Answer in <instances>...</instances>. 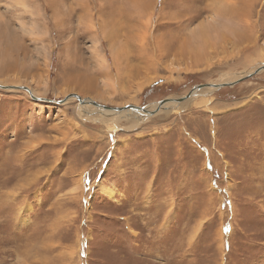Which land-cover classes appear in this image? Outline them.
Returning a JSON list of instances; mask_svg holds the SVG:
<instances>
[{
	"label": "rangeland",
	"instance_id": "rangeland-1",
	"mask_svg": "<svg viewBox=\"0 0 264 264\" xmlns=\"http://www.w3.org/2000/svg\"><path fill=\"white\" fill-rule=\"evenodd\" d=\"M0 63V264H264V0H0Z\"/></svg>",
	"mask_w": 264,
	"mask_h": 264
},
{
	"label": "bare ground",
	"instance_id": "bare-ground-1",
	"mask_svg": "<svg viewBox=\"0 0 264 264\" xmlns=\"http://www.w3.org/2000/svg\"><path fill=\"white\" fill-rule=\"evenodd\" d=\"M110 16V15H109ZM219 16V15H218ZM106 17V16H105ZM104 17V18H105ZM112 17V16H111ZM110 17V18H111ZM112 19V18H111ZM90 20V19H89ZM88 20V21H89ZM100 20V19H99ZM107 20V19H106ZM108 20L110 21V19L108 18ZM109 21H106L107 23L109 22ZM57 22V21H56ZM68 22V21H67ZM86 22V21H85ZM91 22V21H90ZM101 22V21H100ZM105 22V21H104ZM106 22L104 23V24H106ZM65 23V22H64ZM99 23V22H98ZM103 23V22H102ZM111 22H109V24H110ZM57 24V23H56ZM61 24H63V23H61V21H60V27L62 26ZM65 24H68V23H65ZM86 24V23H85ZM87 24H89V23H87ZM93 24V23H92ZM91 24V25H92ZM96 24V23H95ZM94 25V24H93ZM53 26V25H52ZM51 26V27H52ZM65 26V25H64ZM83 26H85V25H83ZM55 27V26H54ZM57 27H58V25H57ZM209 27V26H208ZM59 28V27H58ZM57 28V29H58ZM87 28V27H86ZM98 28V27H97ZM33 29V28H32ZM34 29H35V27H34ZM34 29H33V31H34ZM109 29V28H108ZM105 30H106V28H105ZM112 30V29H111ZM198 30V29H197ZM201 30V29H200ZM224 30H226L225 28H224ZM195 31V30H194ZM101 32V31H100ZM108 32H110V31H108ZM111 32H113V31H111ZM226 32V31H225ZM111 35H112V33H110ZM115 34V33H114ZM191 34V33H190ZM189 34V35H190ZM108 35V34H107ZM193 35V34H192ZM191 35V37H193ZM116 36V35H115ZM197 36V35H196ZM205 36V35H204ZM204 36H202V37H204ZM107 37H109V35L107 36ZM113 37V39H115V37L114 36H112ZM169 37V36H168ZM201 37V36H200ZM199 37V35H198V38H200ZM58 38V37H57ZM111 38V37H110ZM107 40H108V38H106ZM116 40V39H115ZM115 40H114V42H115ZM110 41V40H109ZM117 43L118 42H116V45H117ZM114 44V43H113ZM159 44V43H158ZM160 44H163V42H161ZM206 44V43H205ZM204 44V45H205ZM235 45V44H234ZM165 47V46H164ZM167 47H168V45H167ZM206 47L208 48V45H206ZM161 48V47H160ZM169 48V47H168ZM185 48V47H184ZM137 49H139V48H137ZM166 49V47L164 48V50ZM171 49V48H170ZM185 50H186V48H185ZM198 50V49H197ZM125 51V50H124ZM162 51V50H161ZM187 51V50H186ZM191 51H193L194 52V50H191ZM225 51V50H224ZM140 52H142V50L140 51ZM163 52V51H162ZM188 52V51H187ZM198 53H199V51H197ZM137 53V52H136ZM171 53V52H170ZM226 53V52H225ZM139 54V53H138ZM143 54V53H142ZM194 55H195V53H193ZM71 55V54H70ZM69 55V56H70ZM77 55V54H76ZM172 55V54H171ZM198 55H200V54H198ZM201 55H203V53H201ZM135 56V55H134ZM166 56V54L165 55H162V57H165ZM197 56V55H196ZM72 57V56H71ZM111 57H112V60H113V65L117 68V67H119L118 65H122V63H123V65H124V63L125 62H127L128 60H129V58L128 57H123L120 53H118V52H116V51H114V50H111ZM69 58V57H68ZM131 58H132V56H131ZM195 58H198V57H195ZM205 58V57H204ZM203 58V59H204ZM70 59H72V58H70ZM69 59V60H70ZM139 60L140 61H143L144 59H142L141 57L139 58ZM71 62V61H70ZM143 62H147L146 61V59L143 61ZM2 63V62H1ZM0 63V64H1ZM67 63V62H66ZM142 65H146V64H144V63H141ZM154 60H152V58L150 59V62L148 63V68L150 67V66H154ZM66 65V64H65ZM68 66V65H67ZM105 66H107V65H105ZM66 67V66H65ZM70 68V67H69ZM72 68V67H71ZM147 68V67H146ZM154 68H155V66H154ZM153 68V69H154ZM153 69H152V71H153ZM69 70V69H68ZM144 70V69H143ZM151 70V69H150ZM177 70H179V69H177ZM67 72V71H66ZM69 72V71H68ZM71 72V71H70ZM72 73H74L73 71H72ZM108 73V72H107ZM145 73V72H144ZM150 73V72H149ZM188 73V72H187ZM67 74V73H66ZM109 74V73H108ZM107 74V75H108ZM96 75V74H95ZM105 75V74H104ZM107 75H105L106 77H107ZM110 75V74H109ZM143 76H144V74H143ZM94 77V76H93ZM92 77V78H93ZM96 77V76H95ZM111 77H113V76H111ZM107 78H109L110 79V77H107ZM120 78V77H119ZM118 78V75H117V79H119ZM96 79V78H95ZM121 79V78H120ZM129 79V78H128ZM77 80V79H76ZM142 80V79H141ZM153 79L152 78H148V77H146L145 79H143L142 81H140L139 80V82L137 83V85L136 86H141L142 84H144V83H147L148 81L149 82H151ZM96 81V80H95ZM71 82V81H70ZM78 82V80L76 81V83ZM89 82V81H88ZM113 82V81H112ZM111 81H110V83H112ZM121 82V81H120ZM123 82V81H122ZM124 83V82H123ZM125 83H127V82H125ZM131 83V82H130ZM87 84V83H86ZM129 84V83H128ZM132 84V83H131ZM215 84V83H214ZM229 84V83H228ZM68 85V84H67ZM76 85H78V84H76ZM75 85V86H76ZM107 85V84H106ZM71 86H73L72 84H71ZM85 86V85H84ZM88 86V85H87ZM232 86V85H231ZM83 87V86H82ZM91 87V86H90ZM229 87V86H228ZM69 88V87H68ZM77 88V87H76ZM89 88V87H88ZM88 88H86V89H88ZM140 88V87H139ZM142 88V87H141ZM207 88V87H206ZM78 89V88H77ZM96 89V88H95ZM131 89V88H130ZM30 90V89H29ZM136 90H139V89H136ZM195 90V89H194ZM80 92H81V89L79 90ZM83 91V90H82ZM88 92H89V89L87 90ZM92 91V90H91ZM94 91V90H93ZM206 91V89H201L199 92H194V91H192L191 93H190V96L188 97V99L187 100H189L190 98H192L191 96L193 95V94H195V93H199L198 95H201L202 96V94H204V92ZM85 92V91H84ZM211 92V91H210ZM28 93V92H27ZM34 93H36L35 91H33V90H30V92L28 93L29 95H33ZM86 93V92H85ZM209 93V92H208ZM87 94V93H86ZM197 95V96H198ZM34 96V95H33ZM197 96H194V97H197ZM200 96V97H201ZM134 99V98H133ZM132 99V100H133ZM200 99V98H199ZM205 99V98H204ZM204 99H200V100H203L204 101ZM186 100V99H185ZM205 100H207V98L205 99ZM195 100H193L192 102H194ZM85 102V101H84ZM185 102V101H184ZM49 103V102H48ZM86 103H90V104H95L93 101H90L89 99H88V101L86 100ZM175 102H172L171 104L173 105ZM53 104V103H52ZM168 105H170V104H168ZM167 105V106H168ZM89 106V105H88ZM166 106V107H167ZM100 108H102V107H100ZM162 108H165L164 106H162L161 107V109ZM144 109H146V108H144ZM132 110H134V109H129V108H124V110L122 111V113L123 112H126V111H128V112H131V113H136L135 111H132ZM145 111H147V110H145ZM120 112H121V110H120ZM142 113H144L143 112V110L141 111ZM147 112H149V111H147ZM141 113V114H142ZM145 115H147V113H144ZM145 117H143V116H139V118L137 119V121H140V120H143Z\"/></svg>",
	"mask_w": 264,
	"mask_h": 264
},
{
	"label": "water",
	"instance_id": "water-1",
	"mask_svg": "<svg viewBox=\"0 0 264 264\" xmlns=\"http://www.w3.org/2000/svg\"><path fill=\"white\" fill-rule=\"evenodd\" d=\"M261 71H264V65L263 66H261L260 68H258V69H256V71H254L252 74H249V75H247V76H252L253 74H258L259 72H261ZM232 84H235V83H232ZM232 84H222V85H200V86H198L197 88H196V90L194 91V92H198V91H200L201 89H203V88H206V87H213V88H219V87H221V86H226V85H232ZM0 89H7L6 87H1L0 86ZM22 90H24V91H26V92H30V90L29 89H27V88H22ZM32 98L34 97L33 95H30ZM190 96V94L188 95V97ZM188 97H186L185 99H188ZM34 100H38V101H46V100H44V99H40V98H36V97H34L33 98ZM181 100V99H180ZM180 100H178L177 102H183V101H180ZM164 104H167V103H165V102H162V103H160V105H164ZM93 105V104H92ZM95 106V105H94ZM130 109H136V110H139L138 108H136V107H134V106H128ZM127 107V108H128ZM117 111H120V109L119 110H117ZM145 113H148L147 111L145 112Z\"/></svg>",
	"mask_w": 264,
	"mask_h": 264
}]
</instances>
